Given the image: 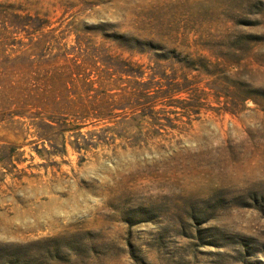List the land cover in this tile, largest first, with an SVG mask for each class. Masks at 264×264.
Masks as SVG:
<instances>
[{
  "label": "rangeland",
  "instance_id": "374dc122",
  "mask_svg": "<svg viewBox=\"0 0 264 264\" xmlns=\"http://www.w3.org/2000/svg\"><path fill=\"white\" fill-rule=\"evenodd\" d=\"M0 264H264V0H0Z\"/></svg>",
  "mask_w": 264,
  "mask_h": 264
}]
</instances>
